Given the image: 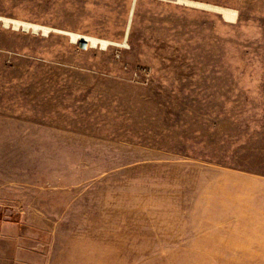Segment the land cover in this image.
<instances>
[{"label":"rangeland","instance_id":"obj_1","mask_svg":"<svg viewBox=\"0 0 264 264\" xmlns=\"http://www.w3.org/2000/svg\"><path fill=\"white\" fill-rule=\"evenodd\" d=\"M256 176L264 0H0V264H264Z\"/></svg>","mask_w":264,"mask_h":264},{"label":"crops","instance_id":"obj_2","mask_svg":"<svg viewBox=\"0 0 264 264\" xmlns=\"http://www.w3.org/2000/svg\"><path fill=\"white\" fill-rule=\"evenodd\" d=\"M256 182L260 185L254 192H247L246 205L248 207V224L253 225L252 228L248 227V231L255 232L257 235L254 237H248V239H254L264 242V176H256ZM255 246H262L258 244Z\"/></svg>","mask_w":264,"mask_h":264},{"label":"bare ground","instance_id":"obj_3","mask_svg":"<svg viewBox=\"0 0 264 264\" xmlns=\"http://www.w3.org/2000/svg\"><path fill=\"white\" fill-rule=\"evenodd\" d=\"M219 9V11L224 15V17H226L227 19H231V20H233V19H235L236 18V12L235 11H232V10H228V9H223V8H218ZM17 25V24H16ZM27 27V26H26ZM32 28L34 29V30H38L39 29V27L38 26H36V25H34V26H32ZM73 37H75V38H78L79 40L78 41H80V40H86L87 42H88V44H87V47H89V46H92V47H94V46H96L97 44H101L102 46H105L106 44H108V42L106 43V41H99L98 39H96V38H87V37H84V36H73ZM107 46V45H106ZM105 46V47H106Z\"/></svg>","mask_w":264,"mask_h":264},{"label":"built area","instance_id":"obj_4","mask_svg":"<svg viewBox=\"0 0 264 264\" xmlns=\"http://www.w3.org/2000/svg\"><path fill=\"white\" fill-rule=\"evenodd\" d=\"M78 42H79V44H80V46H81L82 49H84V50H87L88 49V47H87L88 42L86 40H83L82 39V40H80ZM89 47H92V46H89Z\"/></svg>","mask_w":264,"mask_h":264}]
</instances>
